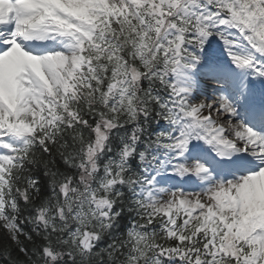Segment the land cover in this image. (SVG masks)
<instances>
[{
	"label": "snow or ice",
	"instance_id": "snow-or-ice-1",
	"mask_svg": "<svg viewBox=\"0 0 264 264\" xmlns=\"http://www.w3.org/2000/svg\"><path fill=\"white\" fill-rule=\"evenodd\" d=\"M0 264H264V0H0Z\"/></svg>",
	"mask_w": 264,
	"mask_h": 264
}]
</instances>
